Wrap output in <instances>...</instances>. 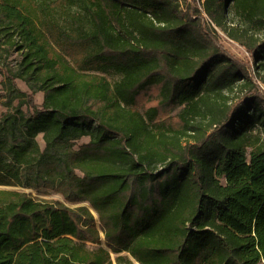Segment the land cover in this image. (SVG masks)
<instances>
[{"label":"trees","instance_id":"16d2710c","mask_svg":"<svg viewBox=\"0 0 264 264\" xmlns=\"http://www.w3.org/2000/svg\"><path fill=\"white\" fill-rule=\"evenodd\" d=\"M10 50L0 264H264V0H0Z\"/></svg>","mask_w":264,"mask_h":264},{"label":"rangeland","instance_id":"374dc122","mask_svg":"<svg viewBox=\"0 0 264 264\" xmlns=\"http://www.w3.org/2000/svg\"><path fill=\"white\" fill-rule=\"evenodd\" d=\"M190 1V0H188ZM220 40L221 42L224 44V46L231 51L232 53H234L235 55L241 57V58H248L249 54L247 52L246 49L242 48L237 42L231 40L230 38H228L226 36V34H224L223 32H220ZM17 49V48H16ZM12 50L10 51H6L3 53V56L0 59V69L5 73L7 71V68L10 67L12 65V63L16 62L19 59V56L15 55V51H13V53H11ZM3 72H0V91L3 93V86L2 83L6 78V75L3 74ZM103 74H105L112 82L117 81L120 77L121 74L115 72L114 70H109L107 72H104ZM17 87L24 91V92H29L30 89L27 86V84L22 81V80H17L16 81ZM34 100L35 103H37L38 105H40L43 101V92H39L37 94H35L34 96ZM2 100L0 101V116L1 114L7 110V106L3 104ZM17 104V101L14 102V105ZM14 108V107H13ZM11 107V109H13ZM24 109H26V105L23 106ZM40 142L42 143V138L41 136L39 137ZM90 140V136H83L81 139L77 140L76 142V148L81 145L82 143L88 142ZM43 144V143H42ZM2 187H6L9 188L7 186H2ZM19 188V187H16ZM22 190H25L27 192L32 193L35 197L40 198V199H46V200H64L62 194L58 193V192H54V191H50V192H42V191H35L33 189H27V188H23ZM69 204V203H68ZM84 203H79V204H69L70 206H78V205H82ZM113 260L116 261V257L117 254L113 253L112 254Z\"/></svg>","mask_w":264,"mask_h":264},{"label":"built area","instance_id":"2783aa9c","mask_svg":"<svg viewBox=\"0 0 264 264\" xmlns=\"http://www.w3.org/2000/svg\"><path fill=\"white\" fill-rule=\"evenodd\" d=\"M15 55L19 56V59L16 62L12 63L13 66L17 65V63L21 60V58H22V51L16 50L15 51Z\"/></svg>","mask_w":264,"mask_h":264},{"label":"water","instance_id":"95a60500","mask_svg":"<svg viewBox=\"0 0 264 264\" xmlns=\"http://www.w3.org/2000/svg\"><path fill=\"white\" fill-rule=\"evenodd\" d=\"M85 204V203H84ZM94 212V211H93ZM94 214L97 216V214L94 212ZM98 217V216H97Z\"/></svg>","mask_w":264,"mask_h":264}]
</instances>
